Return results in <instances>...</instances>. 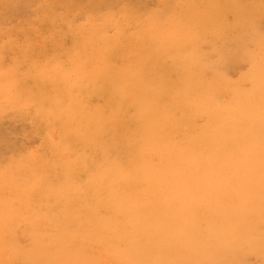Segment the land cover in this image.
I'll use <instances>...</instances> for the list:
<instances>
[{"label":"rangeland","instance_id":"1","mask_svg":"<svg viewBox=\"0 0 264 264\" xmlns=\"http://www.w3.org/2000/svg\"><path fill=\"white\" fill-rule=\"evenodd\" d=\"M0 264H264V0H0Z\"/></svg>","mask_w":264,"mask_h":264},{"label":"bare ground","instance_id":"2","mask_svg":"<svg viewBox=\"0 0 264 264\" xmlns=\"http://www.w3.org/2000/svg\"><path fill=\"white\" fill-rule=\"evenodd\" d=\"M177 261H179V260H177ZM177 261H176V262H177Z\"/></svg>","mask_w":264,"mask_h":264}]
</instances>
